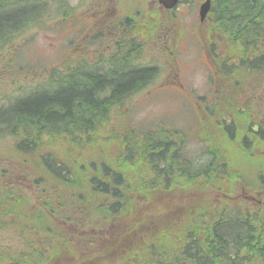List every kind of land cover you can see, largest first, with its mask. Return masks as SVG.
<instances>
[{"label":"trees","instance_id":"16d2710c","mask_svg":"<svg viewBox=\"0 0 264 264\" xmlns=\"http://www.w3.org/2000/svg\"><path fill=\"white\" fill-rule=\"evenodd\" d=\"M20 1H0V12L8 13V17L0 18V53L12 43L13 36L26 31L24 29L36 23L44 12L42 8L36 17L24 20L28 14L17 11L15 17L9 18L12 10L32 6L35 0ZM209 16L216 30L226 38L228 49L221 56V62L223 71H233L232 84L249 82L254 74L264 72V0H212ZM6 60L12 63L14 58L8 54ZM0 62L4 63L3 60ZM246 64L247 70L242 67ZM149 72L140 69L121 71L110 87L104 86L105 82L97 74L88 78L79 74L76 77L61 76L55 90H43L46 86L40 89L44 94L39 96H35L39 90L36 89L9 104H0V139L11 137L10 150L16 161L26 166V172L30 165L28 157L35 156L31 165L33 173L27 175L32 186L25 188L33 195L30 209L27 193L18 190L16 194L0 188L3 192L0 224L19 225L16 229L23 237L25 229L33 231L26 239L30 247L10 253L7 264H23V255L28 253L36 257L29 264H107L106 260L115 256L107 252L102 254L99 251L101 242L116 241L114 244H119L118 247L132 245L129 242L134 243V240L123 238L138 234L142 226L148 233L142 238L145 245L138 247L141 251L135 248L124 254L123 249L116 262L123 259L127 264H264V125L254 131L250 119L243 116L234 101L227 103L233 122L220 118L223 122L213 140L222 146L205 148L209 156L200 168L195 169L191 158L184 152L181 154L176 145L188 138L191 130L185 129L184 134L174 130L175 127L160 133L142 130L136 134L126 130L117 136L110 134V139L101 140L107 145L103 149L108 150L109 143L116 148L108 150L104 159L94 157V150L101 146L92 138L98 135L96 128L101 130L107 123L112 105L106 94L111 92L115 96L129 88L138 91L143 84H140L141 80L149 78L146 76ZM154 74L152 71L149 75ZM51 83L49 80L48 86ZM249 85L256 87L258 84L252 81ZM221 106V102L214 103L218 117L224 111ZM217 116L212 115L215 119ZM91 121L97 126L93 127ZM55 135L58 138L51 147L40 146ZM162 135H165V141ZM212 135L214 132L209 131L201 138L211 142ZM135 138L141 145L140 157L132 150ZM162 142L166 145L164 152L150 154V144ZM56 143L62 147L54 149ZM85 146L91 149L87 150V157L82 162L63 161L81 157L79 151ZM239 152L244 154V160L253 164V184L244 182V166L237 163ZM2 167L5 166L0 164L1 172ZM19 181L21 179L15 180L16 186ZM239 185L243 189L251 186L254 191H259L260 203L252 205L242 200H228V196L235 195ZM190 187H209L212 192L206 202L198 198L200 207L188 210L186 217L174 227L171 223L147 222L144 205L158 202L164 198V193L180 194L179 190ZM156 193L159 197L152 201L150 196ZM212 194L214 203L209 201ZM171 197L176 203V196H169L168 203L173 204ZM6 203L11 204L13 210ZM133 203L140 204L143 211H139V216L143 218L131 219L128 225L124 223L117 227L116 222L131 211ZM222 203L224 205L218 211ZM29 217L34 220V225L24 222ZM186 220L189 222L185 224ZM105 231L109 239L100 235ZM52 234L55 240L51 242ZM116 262L113 264H118ZM0 264H5L1 258Z\"/></svg>","mask_w":264,"mask_h":264},{"label":"rangeland","instance_id":"374dc122","mask_svg":"<svg viewBox=\"0 0 264 264\" xmlns=\"http://www.w3.org/2000/svg\"><path fill=\"white\" fill-rule=\"evenodd\" d=\"M28 1L30 0H26L25 2ZM72 2H78V0H35L31 3L33 4L32 6H23L18 7V10H12L9 18L15 17V12L19 11L26 15L28 14L24 17V20L27 17H36L43 9L44 12L40 17H38L39 19L36 23H32L24 29L26 31L19 36H13L14 40L12 43L8 47L4 48L2 53H0V60L4 61V63L0 62V104H9V102H12L14 99L24 97L36 89L39 90L35 92V96L44 94L43 90L51 91L52 86H48L50 79H58L61 76H66L67 71L65 69H61V66L65 62V53H67L66 42L72 36L71 32L69 33L68 26L65 23H60V20H62L63 17L65 18L64 12L66 5ZM201 2L202 0H184L179 8L174 12L176 15H182L184 13L182 17L172 18L177 25L183 26L184 33H187L190 29L195 27L198 21L197 9ZM4 17H8V13L3 11L0 12V18ZM76 20H79V18H74V21ZM207 27L208 22L203 25L202 33L205 32L204 30ZM75 33L76 35L78 34L77 30ZM216 39V44L218 46L216 51L219 54H222L226 50L225 40L222 37L219 38L218 34L216 35ZM205 41H212V37L209 35L205 36ZM181 47L183 55L180 56L179 66L175 65L173 68L175 72H179L177 83L170 81L167 82L162 89L160 88V90H162V94L160 96L163 98L162 100L157 99L154 96L142 99L141 97L143 96L133 97L132 99H129V96H125L116 104H110L111 106L108 110L109 116H107L108 121L106 125L104 127L101 126V130L96 128L98 130L96 132L98 135L96 134L95 137L92 138V140L96 141L98 146H101L98 149L95 148L96 150L93 152L95 158L96 156H99L100 159H104L105 156H108V150H114V148H116L113 143H109L108 150L103 149V147H106L107 145L101 142V140H105L107 138L110 139V134H115L117 136L118 134L124 133L126 130L129 133L136 132V134H140L142 130L147 131L162 128L166 130L173 127H175L173 128L174 130H178L184 134H186L185 129H189L195 133V129L197 128L195 112L199 109L198 102L194 103V101L186 100L187 98L182 94H186V90L191 93H194L193 90L201 93L206 89L209 79V72L206 63H209V60L203 53L200 52L199 45L196 44V40L192 36H189L188 43L181 44ZM8 54L12 55L14 58L12 63H7L6 58L8 57ZM216 62L220 63L221 59L216 60ZM165 70L166 69L163 66H160V71H158V73H161L163 77ZM256 75L258 74H254L252 80H249L250 83H252V81L256 82L259 79ZM162 77L159 78L158 76V80L155 82L156 85L160 82L159 80ZM52 83L54 84V81ZM44 87L47 89L40 90ZM155 89L156 88H151V91L153 92ZM52 90H55V88ZM145 92H147L146 87L142 84V87L132 94L138 93L142 95ZM45 93H48V91ZM203 103L204 102H202V104ZM85 117L88 118L90 116L85 115ZM90 124L93 127L97 126L94 121H91ZM208 132L209 128L204 126L200 132V136L202 137ZM10 138L11 137L7 136V138L0 139V164L5 166L2 167L3 172L0 170V188L10 189L16 194V191L18 190L27 193L29 197L28 203L30 204V209L33 205V195L30 191H26L25 188H31L32 186L30 179H27V175L33 173L31 165L35 162V156L30 155L28 157L30 165L28 171L26 172V166L19 164L20 161H16L15 155L10 150ZM57 138L58 136L55 135L45 143L40 144V146L51 147L52 142ZM165 138V135L164 137L162 135V139L164 141ZM191 138H193V133L188 135V138H184L183 142L177 143V146L180 147V152H182L181 154L184 152L191 158L194 168L197 169L206 163L207 154L204 153V145L198 143L199 141L195 139V136L194 140ZM136 139L137 138H135V140ZM137 141L138 140H136L135 144L132 145V150L135 151V156H139V148L141 147L140 142ZM214 146L217 145L214 144ZM53 147L54 149H58L62 147V145L56 143ZM70 147H73V145L70 144ZM89 148L90 147L85 146L84 150L82 149L81 152L79 151L82 158L75 156L73 158L69 157L70 159H63V161L67 163L72 161L78 163L82 162L84 158L87 157L86 154ZM97 151L99 152L97 153ZM160 151L161 147L159 144L154 143L150 145V154H157L160 153ZM16 157L21 158L19 155H16ZM243 157L244 154L239 152L237 163L244 166V182L253 184L254 182L251 178L253 177V164L251 162L248 163L243 159ZM98 169L102 172L100 165L98 166ZM19 179H21V181H19V185L16 186L15 180ZM5 182L7 187L5 186ZM241 186L242 185H239L238 188L235 189V195L233 196L231 202L242 200L243 203L250 204L249 200L251 197L258 199V195L252 190L251 186H246L244 189L240 188ZM178 192H180V194L171 195L164 193V198L160 199L158 202H152L154 198L159 197L157 196L158 193L150 196V198H152V203L150 202L151 204L149 206V203H147L143 207V209L145 208L147 211V222L151 220L153 224L156 225L159 223H165L166 225L171 223L174 227L175 223H180L182 219L186 217L188 210L194 211L200 207V200H198V198H201L203 202H206L208 194L212 192V189L209 187H190L188 189L179 190ZM2 194L3 192L0 191V199ZM160 194L163 195V193ZM169 196L178 197L176 203L173 202L172 197L171 202H173V204L168 203L167 198ZM194 196H196L197 199L194 200ZM209 201L214 203L213 194L211 195ZM162 205H166L168 208H165ZM223 205V203L219 204L218 211ZM225 205L228 204L226 203ZM6 206H10V209L13 210L11 204L6 203ZM231 206L233 207V204ZM15 209L20 210L17 207H15ZM143 209H141L140 204L133 203L131 211L127 212L116 222L118 223L117 227L122 226L124 223L128 225V221L131 219L143 218V216H139V211H143ZM209 212L211 213V211ZM2 217V210H0V223L2 221ZM24 222H32L33 225L35 224L34 220L30 217L25 219ZM186 222H189V220H186L185 224ZM153 226H151V228ZM16 228L19 229L20 226H13L10 224L4 226L0 224V258L5 262V264L8 263L10 253L19 249L22 250L26 246L30 247V244L26 239L29 235H31L30 233H33L32 229H25L24 238L23 234L21 235V233H18ZM51 230L55 231L53 229ZM147 231L148 229L142 226L137 232L138 234L123 238L124 240H134V243L132 241L129 242L132 245L125 244L118 247L119 244H114L116 241H113L112 243L101 242L99 251L102 254L107 252L109 255L115 256L106 260V263H115L116 260H119L120 255L124 250V254L135 248L141 251L138 247L145 245L142 238L148 233ZM100 235L103 238L109 239L106 231L100 233ZM51 237L52 242L55 240V235L52 234ZM78 251H82V249H78ZM35 260L36 257L34 255H30L29 253L23 255V264H29L31 261ZM121 261L116 263L127 264L124 263L123 259H121Z\"/></svg>","mask_w":264,"mask_h":264},{"label":"flooded vegetation","instance_id":"af4514ba","mask_svg":"<svg viewBox=\"0 0 264 264\" xmlns=\"http://www.w3.org/2000/svg\"><path fill=\"white\" fill-rule=\"evenodd\" d=\"M182 1L184 0H178L171 10L163 7L158 0H78L68 3L65 7V18L63 17L60 23L68 26L72 37L66 42L67 53L61 69L67 71L68 77H76L78 74L87 78L94 74L100 75L102 82H105L104 86L108 87L114 83L121 71L127 73L136 69L149 70L146 75L149 78L140 82L146 87L147 92L144 94H138L140 91L132 94L136 91L129 88L115 96L111 95V92L106 96L110 98L112 105L125 96H129L130 98L127 97L129 99L154 96L162 100L160 88L170 81L177 83L179 72H175L173 68L175 65L179 66L180 56L183 55L181 44H187L188 37L192 36L199 45L200 52L209 60V63H206L209 72L206 89L201 93L196 90L191 93L185 89L187 93L182 94L186 100L198 102L199 109L195 112L197 128L195 133L193 132V137L195 136V139L199 140L198 143L203 144L205 148L215 147L213 139L223 122L219 119L224 118L228 122H233L227 105L231 101L239 106L238 109L245 118L250 119L254 131H258L260 125H264V72L258 73L260 76L256 81L258 84L256 87L250 86L248 81H242L240 85L234 86L233 71L229 72L228 69L223 71L222 63L216 62L222 58L223 53L219 54L216 51L218 32L215 24L211 22L212 18L201 20L197 17L195 27L187 33H184L183 26L173 21L172 18L184 15L174 13ZM74 18L79 20L74 21ZM207 22L208 27L202 33L203 25ZM208 35L212 37V41L206 42L205 36ZM160 66L166 69L163 77L158 73ZM242 67L247 70L248 65ZM152 71H155L153 76L149 75ZM247 73L244 71L243 74ZM158 76L162 78L156 85ZM58 81L54 79L55 84ZM133 86L136 87V84ZM151 88L156 89L152 92ZM218 102L222 103L220 108L224 109L219 113L220 117L214 110V103ZM212 115H216L217 118H213ZM204 126L208 127L210 132H214V136L209 139L211 142H204L200 136ZM164 130L162 128L148 131L160 133ZM159 145L160 152L163 153L165 142ZM216 145L219 148L222 146ZM208 156L207 154V158ZM213 177L212 175L210 180ZM227 198L231 201L233 196Z\"/></svg>","mask_w":264,"mask_h":264},{"label":"water","instance_id":"95a60500","mask_svg":"<svg viewBox=\"0 0 264 264\" xmlns=\"http://www.w3.org/2000/svg\"><path fill=\"white\" fill-rule=\"evenodd\" d=\"M159 3L161 5H163L164 7L170 9L172 7H174V5L176 4L177 0H158ZM210 9V0H205L204 2H202L199 6V17L200 19H204L207 12Z\"/></svg>","mask_w":264,"mask_h":264},{"label":"bare ground","instance_id":"6f19581e","mask_svg":"<svg viewBox=\"0 0 264 264\" xmlns=\"http://www.w3.org/2000/svg\"><path fill=\"white\" fill-rule=\"evenodd\" d=\"M5 12V11H4Z\"/></svg>","mask_w":264,"mask_h":264}]
</instances>
